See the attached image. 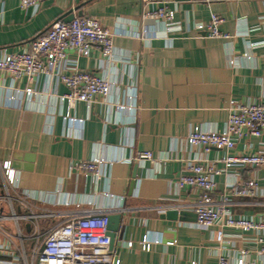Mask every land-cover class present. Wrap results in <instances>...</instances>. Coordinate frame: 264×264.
<instances>
[{"label": "crops", "instance_id": "obj_1", "mask_svg": "<svg viewBox=\"0 0 264 264\" xmlns=\"http://www.w3.org/2000/svg\"><path fill=\"white\" fill-rule=\"evenodd\" d=\"M20 1L0 0V60L74 10L99 20L115 34L116 49L134 56L131 65L111 64L95 48L79 58L80 69L115 80L120 89L94 106L76 104L69 116L61 101L68 89L57 75L28 82L0 71V164L11 162L34 203L55 212L121 213L113 250L117 264H217L220 255L235 261L242 251L248 262L264 264L255 234L203 230L197 221L161 217L171 210L194 213L200 192L176 186L188 160L222 171L215 176L214 200L230 191L232 177L221 161L226 152H205L189 136L195 128L224 131L234 104H264V0H154L174 10L183 29L207 24L215 13L233 36L204 39L185 30L170 34V42L154 39L165 35L162 25L142 22L144 0H46L28 11ZM28 87L36 94L27 96ZM262 151L264 135L236 143L239 154ZM138 152H151L155 162L131 161ZM92 159L103 160L101 178L70 170L73 162ZM232 171L240 183L256 180L259 191L253 198L232 196V214L264 220V168ZM2 188L0 181V193ZM15 210L26 213L18 204ZM0 213L12 211L3 204ZM61 221L46 219L42 226ZM5 226L14 230L11 223ZM20 226L24 234L31 232L28 222Z\"/></svg>", "mask_w": 264, "mask_h": 264}, {"label": "built area", "instance_id": "obj_2", "mask_svg": "<svg viewBox=\"0 0 264 264\" xmlns=\"http://www.w3.org/2000/svg\"><path fill=\"white\" fill-rule=\"evenodd\" d=\"M46 0H21L24 11L37 10ZM210 2V0H204ZM74 19L66 23L64 19L55 21L42 35L34 39L24 49L4 55L0 60V71L7 73L13 80L28 82L57 75L68 93L61 97L68 104L69 113L78 103L94 106L99 100H107L120 84L105 76H100L78 66V59L89 57L95 48H100L101 56L111 64L131 65L134 56L119 52L114 45L115 34L103 26L99 20L79 16L73 11ZM142 22L162 25L165 35H154V39L171 41L170 34L194 31L204 39L229 41L232 35L222 30L224 19L218 14H211L207 24L194 22L186 29L176 21V13L167 3L159 4L154 0H144ZM139 39L145 40L144 36ZM19 91V90H18ZM27 96L36 91L32 87L25 90ZM124 109H126V106ZM264 135V104H234L229 109L226 128L222 132L195 128L189 136L192 146L200 147L205 152L216 148L226 152L221 160L226 172L232 177L226 192L216 201L213 196L217 189L215 176L222 173L201 159L188 160L183 172L178 176L176 186L179 189L192 188L200 192L199 200L192 206L197 216V225L203 230L235 229L243 234H255L264 254V220L235 217L232 214L231 197H257L258 183L250 180L237 181L231 172L238 168H264V151L255 154L235 152L236 143L245 136L262 138ZM134 162H155L151 152H138ZM103 160H81L71 164L70 170L86 177L92 174L101 178L100 167ZM0 181L3 185L0 193V207L7 204L11 215L0 213V264H114L115 255L110 250L111 238L108 234L109 215L95 214L77 210L75 212H55L44 210L34 203L36 198L22 189L11 162L0 164ZM15 204L26 213L17 214ZM59 218L62 221L49 229H44L42 221ZM31 225V232L21 231V222ZM13 224L14 230L6 228ZM131 245V243H130ZM246 252L232 261L226 255H220L217 264H254L246 260Z\"/></svg>", "mask_w": 264, "mask_h": 264}, {"label": "water", "instance_id": "obj_3", "mask_svg": "<svg viewBox=\"0 0 264 264\" xmlns=\"http://www.w3.org/2000/svg\"><path fill=\"white\" fill-rule=\"evenodd\" d=\"M78 11V10H75ZM67 18L64 19L66 23H69L74 19V14L73 11L68 14ZM81 16V14H78ZM31 170V168L27 169ZM136 178V175L134 176ZM163 219H167L170 221H181V222H196L197 221V216L194 213H188L184 211H177V210H171L167 211L161 216ZM123 216L121 213H113L109 215V224H108V234L111 238V244H110V250H114L117 238H118V233L121 228ZM114 264H117V257L115 258Z\"/></svg>", "mask_w": 264, "mask_h": 264}]
</instances>
